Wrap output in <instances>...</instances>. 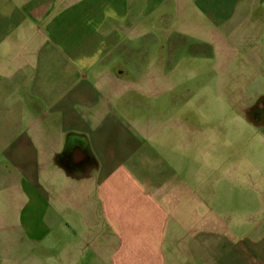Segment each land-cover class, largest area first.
<instances>
[{
    "label": "crops",
    "instance_id": "obj_1",
    "mask_svg": "<svg viewBox=\"0 0 264 264\" xmlns=\"http://www.w3.org/2000/svg\"><path fill=\"white\" fill-rule=\"evenodd\" d=\"M176 4L0 0V71L50 72L0 124V264H168V240L174 262L205 264L203 199L194 209L193 187L159 153L160 120L128 94L158 93L162 66L143 43ZM260 242L241 255L216 240L218 264H264Z\"/></svg>",
    "mask_w": 264,
    "mask_h": 264
},
{
    "label": "rangeland",
    "instance_id": "obj_2",
    "mask_svg": "<svg viewBox=\"0 0 264 264\" xmlns=\"http://www.w3.org/2000/svg\"><path fill=\"white\" fill-rule=\"evenodd\" d=\"M176 1V6L160 9L163 17L143 43L151 64L162 66L158 93L152 98L136 91L128 94L134 103L137 99V109L160 120L164 146L159 153L179 177L188 179L194 209L198 196L203 199L199 206L209 237L205 264H218L216 240L226 243L230 252L260 254L264 125L256 113L264 98V0ZM17 40L24 50L34 45L32 40ZM9 46L10 40L2 45L6 61ZM14 72L17 79L11 80ZM47 73L39 64L0 71V124L10 121L15 96L36 94V81L45 80ZM37 100L35 96V107L40 105ZM190 208L184 209L185 221L191 220ZM169 243L168 264H179Z\"/></svg>",
    "mask_w": 264,
    "mask_h": 264
},
{
    "label": "flooded vegetation",
    "instance_id": "obj_3",
    "mask_svg": "<svg viewBox=\"0 0 264 264\" xmlns=\"http://www.w3.org/2000/svg\"><path fill=\"white\" fill-rule=\"evenodd\" d=\"M261 101H264V98L262 97V98H260V100H259V110L257 111V113L256 114H258L257 115V118L258 119H260V122L264 125V102L262 103ZM259 121V120H258Z\"/></svg>",
    "mask_w": 264,
    "mask_h": 264
}]
</instances>
